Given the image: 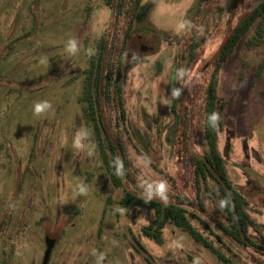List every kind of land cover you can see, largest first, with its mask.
<instances>
[{
    "label": "rangeland",
    "instance_id": "374dc122",
    "mask_svg": "<svg viewBox=\"0 0 264 264\" xmlns=\"http://www.w3.org/2000/svg\"><path fill=\"white\" fill-rule=\"evenodd\" d=\"M258 1L205 0L195 18L199 0L142 2L132 41L147 48L126 60L124 81L123 139L135 187L123 190L104 183L99 151L78 102L89 56L112 28L106 0H0V264H42L46 239L54 240L48 264H222L172 224L164 230L163 245L143 237L152 211L106 203L126 190L160 199L195 198L193 162L207 149L211 58ZM133 2L127 0L120 26L127 25ZM34 26L32 35L8 48ZM193 30L208 42L190 58ZM263 60L264 46L248 48L243 41L223 66L218 87L220 101L227 102L219 151L259 225L252 233L259 244H264V74L257 78L256 72ZM176 82L183 88L179 110L185 127L171 112ZM200 197L205 212L191 211L203 222L191 218L192 223L230 254L211 234L221 235L216 206L205 192ZM222 240L241 262L264 264V251Z\"/></svg>",
    "mask_w": 264,
    "mask_h": 264
},
{
    "label": "trees",
    "instance_id": "16d2710c",
    "mask_svg": "<svg viewBox=\"0 0 264 264\" xmlns=\"http://www.w3.org/2000/svg\"><path fill=\"white\" fill-rule=\"evenodd\" d=\"M143 1L134 0L127 25L120 26L129 8L125 7L127 0H106V5L111 12L112 28L110 32L100 37L89 56L87 66L82 73L83 85L78 98L85 124L93 133V139L99 151L103 181L105 184H112L115 188L123 190L126 187H135L132 186L135 183L128 174L129 161L123 139L127 120L124 81L128 67L126 60L131 54L141 53L147 48L145 42H140L139 39L132 41L135 22L143 17L141 15L144 9L141 6ZM204 2L205 0H199V6ZM235 5L236 1L230 9H235ZM203 8L197 7L193 14L194 18L202 13ZM36 29L34 26L28 33L9 43L8 48L32 35ZM252 30L253 36L246 39ZM243 41L248 48L264 46V0H259L237 20L223 44L211 58L212 71L205 89L204 108V136L207 149L193 162L195 198L192 200L185 195L174 194L168 199H160L126 190L125 195L120 199L115 201L109 197L106 203V206L115 203L123 209L146 208L152 211V220L141 228L143 237L157 245H163L164 230L172 224L215 255L222 264H246L241 262L239 257L225 245L222 237L245 248L264 251V244L254 241L252 235L259 232V225L248 212V200L229 178L225 160L218 147L219 134L223 130V113L227 107V102H221L218 95L220 75L223 66ZM207 42L208 37H202L194 31L191 36L190 58ZM178 66L180 69L181 65L178 64ZM263 74L264 60L259 64L256 76L261 78ZM175 84L171 112L176 117V123L183 124L185 127L179 110L183 104V88L178 87L177 82ZM183 135L187 138L185 130ZM202 192L206 193L221 216L218 220L221 235L213 231L211 234L230 254L214 245L191 221V218H194L203 222L191 211L195 209L205 212L200 197Z\"/></svg>",
    "mask_w": 264,
    "mask_h": 264
},
{
    "label": "water",
    "instance_id": "95a60500",
    "mask_svg": "<svg viewBox=\"0 0 264 264\" xmlns=\"http://www.w3.org/2000/svg\"><path fill=\"white\" fill-rule=\"evenodd\" d=\"M130 56H134V55L131 54ZM45 244H46V250L44 252L42 264H48V261L50 259V255H51V252L54 246V240L46 239Z\"/></svg>",
    "mask_w": 264,
    "mask_h": 264
}]
</instances>
